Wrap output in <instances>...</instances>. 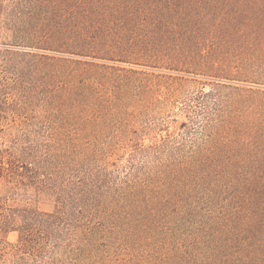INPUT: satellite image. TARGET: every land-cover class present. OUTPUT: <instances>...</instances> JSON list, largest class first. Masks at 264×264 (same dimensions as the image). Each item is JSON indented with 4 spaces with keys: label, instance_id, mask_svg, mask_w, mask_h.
<instances>
[{
    "label": "trees",
    "instance_id": "1",
    "mask_svg": "<svg viewBox=\"0 0 264 264\" xmlns=\"http://www.w3.org/2000/svg\"><path fill=\"white\" fill-rule=\"evenodd\" d=\"M166 1L16 0L45 18L0 25V264H264V114L208 90L169 130L90 54Z\"/></svg>",
    "mask_w": 264,
    "mask_h": 264
},
{
    "label": "rangeland",
    "instance_id": "2",
    "mask_svg": "<svg viewBox=\"0 0 264 264\" xmlns=\"http://www.w3.org/2000/svg\"><path fill=\"white\" fill-rule=\"evenodd\" d=\"M173 1L113 24L106 49L90 54L128 68L117 73L165 103L169 110L159 118L169 130L185 120L193 131L199 122L196 98L208 90L224 97L238 123L264 114V0ZM0 2V25L46 16L19 12L16 0ZM48 16L56 20V10ZM130 69L135 71H125ZM8 238L15 241L16 233Z\"/></svg>",
    "mask_w": 264,
    "mask_h": 264
}]
</instances>
